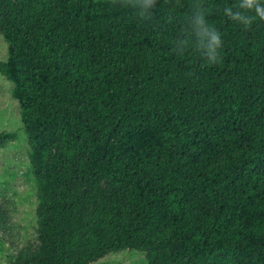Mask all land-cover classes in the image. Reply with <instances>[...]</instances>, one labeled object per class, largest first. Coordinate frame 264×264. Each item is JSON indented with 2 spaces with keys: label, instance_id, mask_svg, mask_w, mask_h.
I'll use <instances>...</instances> for the list:
<instances>
[{
  "label": "trees",
  "instance_id": "16d2710c",
  "mask_svg": "<svg viewBox=\"0 0 264 264\" xmlns=\"http://www.w3.org/2000/svg\"><path fill=\"white\" fill-rule=\"evenodd\" d=\"M238 3L0 0L39 200L15 264H264V20Z\"/></svg>",
  "mask_w": 264,
  "mask_h": 264
},
{
  "label": "rangeland",
  "instance_id": "374dc122",
  "mask_svg": "<svg viewBox=\"0 0 264 264\" xmlns=\"http://www.w3.org/2000/svg\"><path fill=\"white\" fill-rule=\"evenodd\" d=\"M9 45L0 34V60H7ZM13 82L0 73V132H15L16 138L0 146V205L8 220L0 221V264H15L28 247L39 244L38 190L30 161V145L21 118V106L13 97ZM57 151V150H56ZM106 193L112 186L104 181ZM93 264H148L146 254L125 249Z\"/></svg>",
  "mask_w": 264,
  "mask_h": 264
},
{
  "label": "clouds",
  "instance_id": "9594fccd",
  "mask_svg": "<svg viewBox=\"0 0 264 264\" xmlns=\"http://www.w3.org/2000/svg\"><path fill=\"white\" fill-rule=\"evenodd\" d=\"M153 0H145L147 5H151ZM242 7L246 11H254L255 16L259 17L260 20H264V5L260 3V0H239L238 5ZM226 15L229 16L231 19L236 21H243L244 25H250L252 22L253 17L245 14V12H232V8L229 7L226 10ZM196 25L198 28L197 34L201 36L202 41L207 40V56L208 61L207 63H215L218 59L217 49L221 48L222 45V37L220 32H218L214 28H209L206 25V21L203 15H198L196 17Z\"/></svg>",
  "mask_w": 264,
  "mask_h": 264
}]
</instances>
